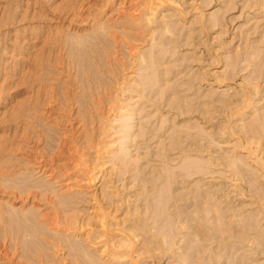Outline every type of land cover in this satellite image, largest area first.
I'll use <instances>...</instances> for the list:
<instances>
[{"label": "rangeland", "instance_id": "1", "mask_svg": "<svg viewBox=\"0 0 264 264\" xmlns=\"http://www.w3.org/2000/svg\"><path fill=\"white\" fill-rule=\"evenodd\" d=\"M0 264H264V0H0Z\"/></svg>", "mask_w": 264, "mask_h": 264}]
</instances>
